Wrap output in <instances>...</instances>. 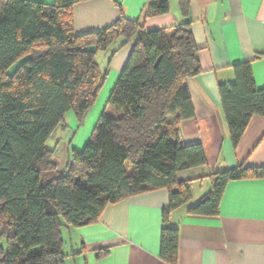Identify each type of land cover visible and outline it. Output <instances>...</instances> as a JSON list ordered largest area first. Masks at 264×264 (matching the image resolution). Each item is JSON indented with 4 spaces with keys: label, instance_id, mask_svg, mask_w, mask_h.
Instances as JSON below:
<instances>
[{
    "label": "trees",
    "instance_id": "1",
    "mask_svg": "<svg viewBox=\"0 0 264 264\" xmlns=\"http://www.w3.org/2000/svg\"><path fill=\"white\" fill-rule=\"evenodd\" d=\"M86 1L0 0V264H66L64 227L93 225L108 205L151 191L170 193L167 224L192 199L191 182L177 174L207 165L203 146L182 144L179 131L195 115L186 81L202 73L191 20L145 32L146 18L170 12V0H148L142 20L122 15L77 35L72 7ZM178 2L188 17L190 0ZM120 39L123 46L136 39L132 53L90 140L60 172L47 143L70 112L81 121L93 107L107 79L97 57ZM234 71L235 82L219 92L236 148L251 119L264 117V89L249 62ZM210 178L211 191L190 214L218 216L226 185L264 179V167L242 165ZM178 243V229L164 227L163 261L177 264Z\"/></svg>",
    "mask_w": 264,
    "mask_h": 264
},
{
    "label": "crops",
    "instance_id": "2",
    "mask_svg": "<svg viewBox=\"0 0 264 264\" xmlns=\"http://www.w3.org/2000/svg\"><path fill=\"white\" fill-rule=\"evenodd\" d=\"M30 1L56 3V0ZM147 4L148 0L78 3L72 7L74 31L77 35L100 31L122 15L142 20ZM186 19L192 23L202 73L186 81L195 115L179 124L180 140L184 145L201 144L207 159L206 166L177 174L178 181L191 182L192 199L172 211L167 224L163 215L169 207L170 193L162 189L108 205L93 225L64 227L66 264H168L160 256L164 227L179 231L177 264H264V179L229 182L218 216L189 213V208L211 191L210 175L242 165L264 167V117L251 119L235 148L219 92L220 85L235 82L234 67L247 62L252 66L256 87L264 89V0H190L188 17L183 15L178 0H170V12L146 18L144 31L171 30ZM136 39L125 46L120 39L99 53L98 63L107 71L104 99L109 96V100ZM106 108L107 105L102 113ZM55 134L47 146L53 151L56 164L58 153L60 157L65 154V167H58L65 172L73 151L82 150L72 151ZM104 251L107 252L99 254Z\"/></svg>",
    "mask_w": 264,
    "mask_h": 264
},
{
    "label": "rangeland",
    "instance_id": "3",
    "mask_svg": "<svg viewBox=\"0 0 264 264\" xmlns=\"http://www.w3.org/2000/svg\"><path fill=\"white\" fill-rule=\"evenodd\" d=\"M21 63L22 62L17 63L10 70V73L13 74ZM106 88L107 87L102 88L95 104L88 111V113L83 118V120L80 121L75 115V113L72 111L66 116V119H65L66 127L65 128L60 127L56 131V134L54 136L56 137V135L58 134V138H59L58 140H61L62 141L61 143H67L68 145H70L72 151L74 148H79L80 150H83L87 142L91 138L93 130L102 114V111L105 105H107V100L109 96L107 98L105 96V99H104V96H102ZM65 137L67 138V141L65 140ZM50 145H51V142L49 143V146ZM58 156L60 157V153H58ZM59 157H58L59 160L57 161L58 163L57 165L59 168H63L65 167V164H66L65 154L63 153L62 157H60L63 161H61ZM64 237H62L63 240H64Z\"/></svg>",
    "mask_w": 264,
    "mask_h": 264
}]
</instances>
